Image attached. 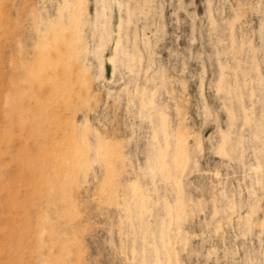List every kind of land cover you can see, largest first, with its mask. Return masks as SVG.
Wrapping results in <instances>:
<instances>
[{
  "label": "rangeland",
  "instance_id": "obj_1",
  "mask_svg": "<svg viewBox=\"0 0 264 264\" xmlns=\"http://www.w3.org/2000/svg\"><path fill=\"white\" fill-rule=\"evenodd\" d=\"M0 264H264V0H0Z\"/></svg>",
  "mask_w": 264,
  "mask_h": 264
}]
</instances>
